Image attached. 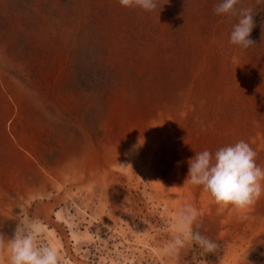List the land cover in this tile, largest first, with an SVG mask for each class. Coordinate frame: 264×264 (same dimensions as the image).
<instances>
[{
	"label": "rangeland",
	"instance_id": "1",
	"mask_svg": "<svg viewBox=\"0 0 264 264\" xmlns=\"http://www.w3.org/2000/svg\"><path fill=\"white\" fill-rule=\"evenodd\" d=\"M156 3L0 0V232L53 200L95 240L63 264H264V196L237 210L185 182L195 152L240 140L264 168V0L240 5L248 49L219 0ZM187 204L215 252H165Z\"/></svg>",
	"mask_w": 264,
	"mask_h": 264
},
{
	"label": "clouds",
	"instance_id": "2",
	"mask_svg": "<svg viewBox=\"0 0 264 264\" xmlns=\"http://www.w3.org/2000/svg\"><path fill=\"white\" fill-rule=\"evenodd\" d=\"M123 7H140L145 11L157 8L156 0H118ZM243 0H219L214 6L217 15L225 14L237 18L230 33L229 42L241 49L255 44L250 34L255 27L252 7H241ZM262 0H257L261 4ZM257 152L244 140L218 148L215 152H195L188 161L185 182L201 186L205 192L222 206L231 205L237 210L254 206L264 196V168L256 162ZM180 162H177L179 166ZM200 213L191 204L183 206L177 213V235L165 246V252L176 254L187 241H194L204 252L213 253L218 244L212 239L193 231ZM246 218V217H243ZM199 225H197L198 227ZM43 224L38 220H25L17 224L11 237L0 232V264H4L7 253L8 264H63L57 247L40 242Z\"/></svg>",
	"mask_w": 264,
	"mask_h": 264
},
{
	"label": "crops",
	"instance_id": "3",
	"mask_svg": "<svg viewBox=\"0 0 264 264\" xmlns=\"http://www.w3.org/2000/svg\"><path fill=\"white\" fill-rule=\"evenodd\" d=\"M31 220H38L43 224L44 231L40 234V242L57 247L62 259L66 258L65 245L74 246L73 250L76 251V247L82 250V245H91L95 241L91 231H83L80 221L69 217L62 208H57L53 200L33 203Z\"/></svg>",
	"mask_w": 264,
	"mask_h": 264
}]
</instances>
